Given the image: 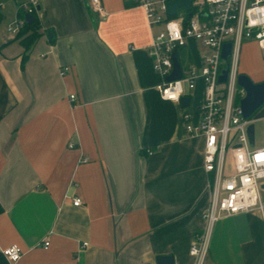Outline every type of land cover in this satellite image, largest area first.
I'll return each instance as SVG.
<instances>
[{
  "label": "crops",
  "instance_id": "crops-1",
  "mask_svg": "<svg viewBox=\"0 0 264 264\" xmlns=\"http://www.w3.org/2000/svg\"><path fill=\"white\" fill-rule=\"evenodd\" d=\"M99 1L104 17L90 0H38L26 55L0 8V264L12 246L15 264H193L210 196L204 139L186 127L200 122L203 86L187 107L161 100L149 53L161 27L137 0ZM200 49L177 50L184 76ZM204 264H264V213L221 217Z\"/></svg>",
  "mask_w": 264,
  "mask_h": 264
},
{
  "label": "built area",
  "instance_id": "built-area-1",
  "mask_svg": "<svg viewBox=\"0 0 264 264\" xmlns=\"http://www.w3.org/2000/svg\"><path fill=\"white\" fill-rule=\"evenodd\" d=\"M170 1L174 0H137V3L149 28L161 27L153 32L149 45L154 70L163 78L156 87L160 99L179 103L186 91L193 90L198 82L203 86L200 122L197 127L188 125L186 130L204 139L203 169L208 175L210 203L203 215V231L195 236L189 250L193 264H204L213 227L221 217L254 209L264 213V147H252L248 136L249 126L264 120V106L250 118L243 119L239 101L244 92L237 85L243 44L255 43L264 56V0H190V11L181 8L173 17L168 15ZM90 5L101 17L105 16L99 0H90ZM2 6L0 3V8ZM37 8L38 0L16 4V16L8 24V32L17 36L27 25L25 16L37 15ZM189 41L201 47L198 69L183 75L181 80L168 82L166 79L173 69L172 54ZM226 44L231 46L227 62L221 57ZM226 64L227 80L219 84L218 78ZM67 71V68L61 69L59 75L64 76ZM237 93L240 97L236 99ZM173 95L177 98L172 99ZM74 99V95L69 96L71 102ZM79 162L87 161L82 158ZM72 205L80 206L81 200L73 199ZM48 245L45 241L43 248ZM86 246V243L82 245ZM2 255L15 264L22 252L12 246L4 249Z\"/></svg>",
  "mask_w": 264,
  "mask_h": 264
},
{
  "label": "water",
  "instance_id": "water-1",
  "mask_svg": "<svg viewBox=\"0 0 264 264\" xmlns=\"http://www.w3.org/2000/svg\"><path fill=\"white\" fill-rule=\"evenodd\" d=\"M168 15L170 17L175 16L176 12L184 8L190 11L191 1L190 0H174L168 3ZM37 11L39 9L37 8ZM190 17V14H189ZM25 21L28 26L34 23V17L31 15L25 16ZM52 33H48V39L52 40ZM231 46L226 44L222 48V59L227 62L230 55ZM172 60V73L167 77L168 82L181 80L183 77L182 69L178 60L177 52H174L171 57ZM228 75V64H226L225 69L222 70L221 75L218 78V83H225ZM237 85L243 90L244 96L239 101V108L243 119H248L254 115L263 105H264V82L254 83L248 76L240 74L237 79ZM180 103L183 107H187L189 104V99L182 97ZM248 136L250 145L254 146V125H250L248 128ZM264 188V186H263ZM157 264H174L172 257L159 256L157 257Z\"/></svg>",
  "mask_w": 264,
  "mask_h": 264
},
{
  "label": "rangeland",
  "instance_id": "rangeland-1",
  "mask_svg": "<svg viewBox=\"0 0 264 264\" xmlns=\"http://www.w3.org/2000/svg\"><path fill=\"white\" fill-rule=\"evenodd\" d=\"M0 3L3 5L2 14L6 16L5 21L14 19L13 0H0ZM238 71L239 74L248 76L253 82L264 79V56L256 44H243L240 52ZM186 88L187 86L185 85V90H187ZM239 97L240 94L237 93L236 99ZM260 114L261 112L259 111L258 115ZM254 146L255 148L264 147V120L254 123ZM262 203L264 204V196L262 197Z\"/></svg>",
  "mask_w": 264,
  "mask_h": 264
},
{
  "label": "trees",
  "instance_id": "trees-1",
  "mask_svg": "<svg viewBox=\"0 0 264 264\" xmlns=\"http://www.w3.org/2000/svg\"><path fill=\"white\" fill-rule=\"evenodd\" d=\"M33 17H34V23L30 26L25 25V27L17 35V39H19L20 44L24 48L25 55L31 50L35 42L40 37V33L38 32L39 23L37 20V16L33 15Z\"/></svg>",
  "mask_w": 264,
  "mask_h": 264
},
{
  "label": "clouds",
  "instance_id": "clouds-1",
  "mask_svg": "<svg viewBox=\"0 0 264 264\" xmlns=\"http://www.w3.org/2000/svg\"><path fill=\"white\" fill-rule=\"evenodd\" d=\"M171 98H172V99H176L177 97H176V95H173V96H171Z\"/></svg>",
  "mask_w": 264,
  "mask_h": 264
}]
</instances>
